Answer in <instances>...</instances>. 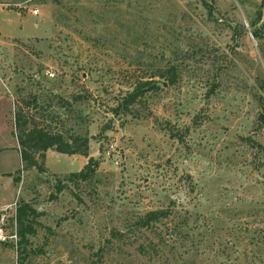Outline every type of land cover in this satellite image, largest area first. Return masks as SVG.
<instances>
[{
	"label": "rangeland",
	"instance_id": "rangeland-1",
	"mask_svg": "<svg viewBox=\"0 0 264 264\" xmlns=\"http://www.w3.org/2000/svg\"><path fill=\"white\" fill-rule=\"evenodd\" d=\"M21 109L89 137L96 174L23 171ZM23 202L24 264H264V0H0V264H21Z\"/></svg>",
	"mask_w": 264,
	"mask_h": 264
},
{
	"label": "trees",
	"instance_id": "trees-1",
	"mask_svg": "<svg viewBox=\"0 0 264 264\" xmlns=\"http://www.w3.org/2000/svg\"><path fill=\"white\" fill-rule=\"evenodd\" d=\"M254 36L258 39L261 38L259 32H254ZM156 76L161 79L163 78L168 85H174L176 83V72L174 68L167 72H160ZM160 88L162 87L154 81L153 78L146 81H140L134 89L129 91L122 99L115 111L116 114H120L121 112L130 114L131 107L138 103L147 92ZM15 127L18 132L17 140L20 147L19 150L23 164V171L37 170L40 173L46 172V153L50 150L67 156L80 155L89 158V137H68L63 132L50 130L49 128L44 127L41 123H38L33 117L30 118L28 114L25 115L23 109H21L15 116ZM99 164V160L89 158L87 165L79 173H73L69 176V182H87L96 174ZM19 173L17 176L8 175L14 178L13 180L15 184L21 182ZM56 186V192L58 194L67 188L66 185L61 183H57ZM39 216L40 215L30 203L23 202L16 208L13 219L15 222V236L19 239L17 253L21 264H24V262L30 257V240L31 237H34L37 234L36 226L38 225L37 220ZM161 216H164V214H150L145 219L142 226H148L151 222L159 220Z\"/></svg>",
	"mask_w": 264,
	"mask_h": 264
},
{
	"label": "crops",
	"instance_id": "crops-1",
	"mask_svg": "<svg viewBox=\"0 0 264 264\" xmlns=\"http://www.w3.org/2000/svg\"><path fill=\"white\" fill-rule=\"evenodd\" d=\"M58 156H67V155H63V154H59L55 151H48L46 153V161H45V166L48 170H52V168L50 167V163L51 162V159H58L60 162H63V160L61 159V157H58ZM71 160L67 163V165L69 167H72L71 169H73V164L76 163V162H82V169L87 165L88 163V159L89 158H93L90 154H89V158H85L83 156H80V155H75V156H68ZM83 160V161H82ZM82 169H80L79 171H81ZM70 171V170H69Z\"/></svg>",
	"mask_w": 264,
	"mask_h": 264
},
{
	"label": "built area",
	"instance_id": "built-area-1",
	"mask_svg": "<svg viewBox=\"0 0 264 264\" xmlns=\"http://www.w3.org/2000/svg\"><path fill=\"white\" fill-rule=\"evenodd\" d=\"M35 15H37L38 14V11H34L33 12ZM48 75L51 77V78H54L55 77V74H53V73H48Z\"/></svg>",
	"mask_w": 264,
	"mask_h": 264
}]
</instances>
